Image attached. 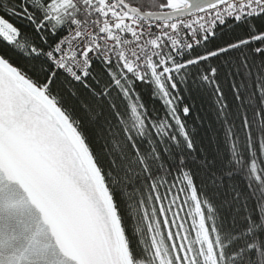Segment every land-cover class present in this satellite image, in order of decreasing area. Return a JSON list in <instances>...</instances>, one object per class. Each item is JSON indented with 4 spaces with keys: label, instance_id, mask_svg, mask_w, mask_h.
Segmentation results:
<instances>
[{
    "label": "snow or ice",
    "instance_id": "obj_1",
    "mask_svg": "<svg viewBox=\"0 0 264 264\" xmlns=\"http://www.w3.org/2000/svg\"><path fill=\"white\" fill-rule=\"evenodd\" d=\"M0 264H264V0H0Z\"/></svg>",
    "mask_w": 264,
    "mask_h": 264
},
{
    "label": "trees",
    "instance_id": "obj_2",
    "mask_svg": "<svg viewBox=\"0 0 264 264\" xmlns=\"http://www.w3.org/2000/svg\"><path fill=\"white\" fill-rule=\"evenodd\" d=\"M139 91H141L145 103L151 107L153 102L149 99L148 91L146 89H140ZM189 102L196 106L192 114V120L195 121L197 116L202 119V124L200 121H196L198 148H203L208 152H216L218 149L223 151L222 133L218 135L219 125L215 122L212 98L208 95H197ZM156 107H159L158 103ZM197 183H199V179H197Z\"/></svg>",
    "mask_w": 264,
    "mask_h": 264
}]
</instances>
